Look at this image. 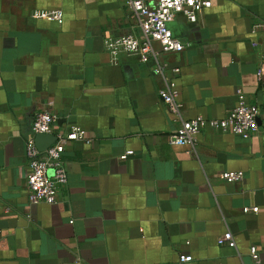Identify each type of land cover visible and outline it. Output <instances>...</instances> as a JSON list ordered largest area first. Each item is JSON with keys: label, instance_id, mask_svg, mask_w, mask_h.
<instances>
[{"label": "crops", "instance_id": "obj_1", "mask_svg": "<svg viewBox=\"0 0 264 264\" xmlns=\"http://www.w3.org/2000/svg\"><path fill=\"white\" fill-rule=\"evenodd\" d=\"M126 2L0 0V264H256L251 246L264 264V0H212L197 22L170 23L186 49L160 60L179 69L186 120L223 118L238 88L260 109L258 136L207 128L195 146L171 143L181 122L159 97L156 63L105 49L139 33ZM43 111L56 133L86 131L67 147L54 205L26 193V141ZM234 171L241 181L220 179ZM226 231L235 248L219 243Z\"/></svg>", "mask_w": 264, "mask_h": 264}, {"label": "built area", "instance_id": "obj_2", "mask_svg": "<svg viewBox=\"0 0 264 264\" xmlns=\"http://www.w3.org/2000/svg\"><path fill=\"white\" fill-rule=\"evenodd\" d=\"M127 6L138 18L139 33L109 36L104 39V45L112 60L117 62L121 54L135 55L143 63L154 61V72L163 77L164 85L158 94L168 111L175 120L181 122L180 128L170 136L173 145L195 146L199 135L207 128L223 133L239 136L245 140L258 136L261 127L258 122L260 109L250 103L242 88L236 90L237 105L223 118L208 119L198 116L186 120L183 116V104L180 100V88L177 81L179 69L170 71L167 64L160 60L166 53H178L186 49V44L177 39L170 23L177 14L184 15L189 22L195 23L200 15L211 8L212 0H157L150 6L143 0H127ZM34 17L50 21H60L59 11H36ZM257 25L256 28H261ZM264 39V36H263ZM160 45V50L155 48ZM170 73V75H169ZM261 78V73H259ZM57 116L47 112H39L32 123L31 135L26 141V155L29 160L27 172L26 193L31 204L46 203L50 205L59 202L60 191L68 184V171L64 154L69 144L86 139V131L78 126H71L56 130ZM38 135H54L56 141L49 148L41 151L36 144ZM132 152H127L122 159H126ZM243 172H224L220 179L227 182H238L243 179ZM245 212L257 213L258 208H245ZM220 244L228 243L235 248L234 236L226 231L219 239ZM250 256L256 264H261V256L256 246H251ZM189 255L180 256V262H191Z\"/></svg>", "mask_w": 264, "mask_h": 264}, {"label": "water", "instance_id": "obj_3", "mask_svg": "<svg viewBox=\"0 0 264 264\" xmlns=\"http://www.w3.org/2000/svg\"><path fill=\"white\" fill-rule=\"evenodd\" d=\"M56 139L54 135H38L36 137V144L41 151H44L54 144Z\"/></svg>", "mask_w": 264, "mask_h": 264}]
</instances>
